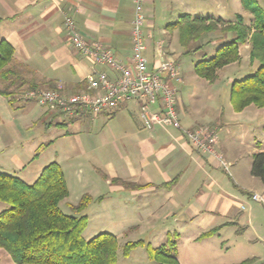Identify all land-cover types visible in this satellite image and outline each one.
<instances>
[{
	"label": "crops",
	"instance_id": "0c3cea01",
	"mask_svg": "<svg viewBox=\"0 0 264 264\" xmlns=\"http://www.w3.org/2000/svg\"><path fill=\"white\" fill-rule=\"evenodd\" d=\"M134 1L0 0V42L6 41L14 52L8 66L13 75L7 80L1 79L9 97L16 94L15 90L20 85L21 90L35 87L58 90L64 96L73 95L85 90V76L93 69L111 74L108 68L96 66L90 58L78 53L71 46L64 26L67 17L73 20L77 31L87 42L101 43L118 60L130 66ZM188 1L144 0L143 54L150 71L156 70L161 53L166 58H179V61L184 56L179 49L171 48L173 33L170 34L166 29L170 24L160 22L174 15L177 5L185 6ZM157 24L162 26L163 39L160 40H156ZM179 76L178 81H172L169 85L176 91V109L181 128L191 130L203 125L217 126V149L228 164L227 172L223 171L218 161L191 148L187 138L179 130L156 126L153 131H146L139 116L142 101L127 100L116 109L95 116L81 111L72 120L38 108V119L42 115L46 116V113L50 114L51 117L46 123L49 129L55 127L56 123H66V120H77L73 123L75 125L88 117L92 118V122L99 117L112 119L119 114H125L130 125L120 137H116L122 151L115 152L119 158V167L111 163L108 165L110 173L105 180L110 188L118 192L127 188L133 189L134 197L138 198L137 201L143 207L154 206L158 212L179 211L184 213V216L181 214L184 219L187 217L192 222L197 220L201 226L209 225L214 217L219 216L226 221L211 229L234 223L235 234H246L249 230H254L253 223L259 215L257 207L252 205L256 202L252 200V195H258L264 200L263 185L250 174L254 154L264 151V109L248 106L241 112L233 111L235 137H231L233 130L229 128L230 124L222 122V119L226 121L224 109L213 102V112L217 119H208L204 109L188 102L192 99V93L189 91L186 99L188 87L185 76L180 72ZM205 84L209 86V90L214 91L211 89L213 84L206 81ZM9 97L0 95L1 100L6 101V107L19 109V105L8 102ZM37 107L34 104H25L20 109L31 112ZM150 109L157 110L154 106ZM58 119L60 122H57ZM255 119H261L258 126L252 124ZM256 128L260 129L259 134H255ZM230 145H235V152ZM113 146L117 148L115 144ZM229 168L233 169L235 178V181L232 178L233 189L229 188L230 183L224 177L218 175L219 171L229 173ZM163 219L167 221L169 217ZM255 226L257 233L263 230V224L258 223ZM258 237L264 238L260 235ZM256 240L258 241L257 238ZM251 258H255L257 264L264 263V257Z\"/></svg>",
	"mask_w": 264,
	"mask_h": 264
},
{
	"label": "rangeland",
	"instance_id": "374dc122",
	"mask_svg": "<svg viewBox=\"0 0 264 264\" xmlns=\"http://www.w3.org/2000/svg\"><path fill=\"white\" fill-rule=\"evenodd\" d=\"M256 2L264 10V0H256ZM187 14L192 18H221L227 22H235L236 16L240 15L245 25H250L253 20L252 14L243 8L241 0H191V2L189 0L185 6L177 5L175 17L172 15L160 23L172 24L179 17ZM161 24H157L158 27L155 28L156 40L163 39ZM169 32L173 33L171 48L179 49L183 55L184 51L179 46L177 31L169 30ZM233 38V34L230 33H207L190 45L189 50L192 52L190 55H184L180 61L179 58L174 59L180 74L185 76V84L188 87L186 99L189 91L192 93L190 95L192 99L188 102L204 109L208 119L213 117L211 119L213 121L217 119V115L213 112L214 103L221 106L226 120L222 119V122L226 125L230 124L229 128L233 130L231 137H235V126L233 127L235 113L230 104V88L234 81L252 75L258 67L257 62L251 63L249 60V44L239 45L238 62L231 63L217 72L218 78L211 87L214 91L209 90L205 81L194 74L193 65L212 58L216 48L231 42ZM8 66L9 64L6 68ZM178 78L180 79V76ZM21 88L22 85L15 90L16 94L9 97V100L20 107L25 104H34L38 107L31 112L22 111L20 107L13 110V107H6V101L3 102L0 98V173L18 177L25 183L32 184L45 166L52 162L59 164L69 191V196L59 205L61 211L68 216H77L71 207L76 206L83 196L89 195L91 201L82 213L87 217L83 238L88 241L102 233L114 235L118 244L116 264H158L149 258L146 247H138L127 256L123 255L122 248L127 242L143 241L156 249L166 244L167 236L174 239L175 234L179 264H237L253 256L264 257V238L258 237L264 236V200L260 196L258 197L263 203L256 201L252 204L259 210V215L253 223L254 230L239 235L235 234V226H225L211 237L198 241L200 234L225 222L226 219L214 217L209 225L201 226L197 220L189 221L186 216L184 219V213L179 211L158 212L154 206L143 207L142 203L137 201L138 198L134 197L133 189L127 188L123 192L114 191L106 182L105 177L110 173L108 165L111 163L119 167V158L115 152L122 151V148L116 137H120L130 125L125 114H119L112 119L99 117L92 122L90 121L92 118L88 117L75 125L73 123L77 120L72 123L66 120L65 127L48 129L46 123L53 113L37 101L25 100L24 96L29 92L27 90L29 88L26 87V90ZM0 91L8 93L1 79ZM38 91H47V89L38 88ZM38 108L45 109L50 114L46 113V116L42 115L38 119ZM260 120L253 121V126H258ZM57 122H60V119ZM204 126L218 129L214 124L199 127ZM254 131L255 134H259L260 129L256 128ZM114 144L117 146L116 149ZM229 147L235 152V145ZM218 175L230 183V189L234 188L232 178L234 181L235 178L232 168H229V173L219 171ZM9 208L7 204L0 202V213ZM166 217H169L167 221L163 219ZM258 223L263 224L260 233L255 231V225ZM0 264H15L2 249H0Z\"/></svg>",
	"mask_w": 264,
	"mask_h": 264
},
{
	"label": "trees",
	"instance_id": "16d2710c",
	"mask_svg": "<svg viewBox=\"0 0 264 264\" xmlns=\"http://www.w3.org/2000/svg\"><path fill=\"white\" fill-rule=\"evenodd\" d=\"M241 4L253 16L250 25H245L240 15L236 16L235 22L184 15L166 26L168 31H177L179 46L185 56L192 53L189 50L190 45L207 33L233 34V40L220 46L212 58L199 61L193 67L194 74L209 84L217 80L220 69L239 61V45L249 44V60L251 63L257 62L258 67L252 75L232 84L230 104L234 112H241L251 105L264 108V10L256 0H241ZM13 53L10 44L6 41L0 42L2 80L13 75L12 70L6 68ZM27 90L38 91V88ZM0 95L9 97L6 91H0ZM54 126L65 127L66 123H56ZM250 174L259 179L264 187V151L254 154ZM68 196L64 173L56 162L45 166L32 184L0 173V202L10 207L0 213V249L15 264H116L118 244L114 235L102 233L88 241L83 238L87 217L82 213L91 197L83 196L76 206L71 207L77 216H68L59 207ZM223 226L233 227L235 224L228 223ZM221 228L222 226L211 229L197 240L207 239ZM176 236L175 234L174 239L167 236L166 244L156 249L143 241L127 242L122 253L127 256L138 247H146L149 258L158 264H179ZM237 264H257V260L250 258Z\"/></svg>",
	"mask_w": 264,
	"mask_h": 264
},
{
	"label": "built area",
	"instance_id": "2783aa9c",
	"mask_svg": "<svg viewBox=\"0 0 264 264\" xmlns=\"http://www.w3.org/2000/svg\"><path fill=\"white\" fill-rule=\"evenodd\" d=\"M144 0L134 1V15L131 28V64L126 66L118 60L112 51L99 42H87L77 31L71 18H65L64 26L71 46L78 53L90 58L96 66H105L111 74L93 69L85 76L86 88L79 93L64 96L58 90L29 91L24 99L37 101L49 112L57 113L64 119L77 117L81 111L97 115L107 110L116 109L127 100L142 101L140 119L146 131H153L156 126L179 130L196 152L207 155L220 163L223 171H228V164L216 149L217 130L214 127H198L191 130L181 128L176 109V91L169 85L178 81L179 67L176 60L159 54V63L154 71L148 68L143 54L145 38L143 27L145 15ZM156 107V111L150 108ZM252 200L263 203L258 195Z\"/></svg>",
	"mask_w": 264,
	"mask_h": 264
}]
</instances>
